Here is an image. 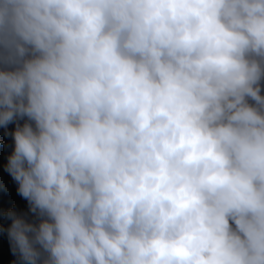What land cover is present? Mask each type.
I'll return each mask as SVG.
<instances>
[{"label": "clouds", "instance_id": "obj_1", "mask_svg": "<svg viewBox=\"0 0 264 264\" xmlns=\"http://www.w3.org/2000/svg\"><path fill=\"white\" fill-rule=\"evenodd\" d=\"M0 264H264V0H0Z\"/></svg>", "mask_w": 264, "mask_h": 264}]
</instances>
